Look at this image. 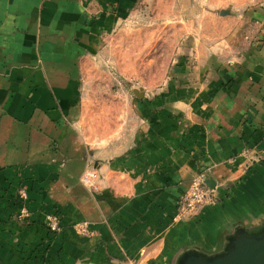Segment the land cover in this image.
<instances>
[{
  "label": "crops",
  "instance_id": "1",
  "mask_svg": "<svg viewBox=\"0 0 264 264\" xmlns=\"http://www.w3.org/2000/svg\"><path fill=\"white\" fill-rule=\"evenodd\" d=\"M110 5L0 0V264H172L188 247L217 249L234 225L263 212L264 50L223 63L221 80L234 79L227 86L162 91L125 149L93 154L96 182L82 185L91 154L70 145L75 62L106 24L92 14L110 16ZM207 173L218 201L176 220V200ZM54 213L59 233L44 225ZM82 222L88 233L77 236Z\"/></svg>",
  "mask_w": 264,
  "mask_h": 264
},
{
  "label": "rangeland",
  "instance_id": "2",
  "mask_svg": "<svg viewBox=\"0 0 264 264\" xmlns=\"http://www.w3.org/2000/svg\"><path fill=\"white\" fill-rule=\"evenodd\" d=\"M110 6L104 12L111 18L93 12L106 24L91 32L96 40L75 62L79 95L70 145L91 154L86 169L95 152L110 157L127 147L162 91L196 82L227 86L234 79L221 80L223 63L264 50V25L255 27L264 24V0H113ZM44 225L51 232L45 218ZM84 225H73L77 236Z\"/></svg>",
  "mask_w": 264,
  "mask_h": 264
},
{
  "label": "water",
  "instance_id": "3",
  "mask_svg": "<svg viewBox=\"0 0 264 264\" xmlns=\"http://www.w3.org/2000/svg\"><path fill=\"white\" fill-rule=\"evenodd\" d=\"M203 184L208 189L215 188V181L208 173ZM172 264H264V206L263 212L234 225L217 249L206 251L191 246L178 253Z\"/></svg>",
  "mask_w": 264,
  "mask_h": 264
},
{
  "label": "built area",
  "instance_id": "4",
  "mask_svg": "<svg viewBox=\"0 0 264 264\" xmlns=\"http://www.w3.org/2000/svg\"><path fill=\"white\" fill-rule=\"evenodd\" d=\"M203 174H200L190 180L188 189L176 200L175 202V219L186 220L198 215L203 207L216 204L218 197L215 195V188L208 189L203 184ZM97 179V172L95 168H87L81 175L80 181L82 185L87 189H92ZM19 195L23 198V192H19ZM25 210L20 209V216L25 215ZM48 228L51 232H58L61 225V220L58 214H49L45 217ZM78 232L87 234V230L81 226Z\"/></svg>",
  "mask_w": 264,
  "mask_h": 264
}]
</instances>
